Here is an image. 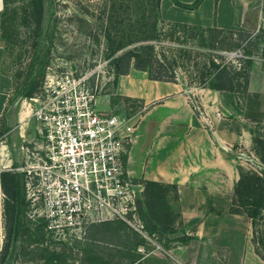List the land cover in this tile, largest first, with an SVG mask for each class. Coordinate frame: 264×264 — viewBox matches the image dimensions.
<instances>
[{"label": "rangeland", "instance_id": "obj_1", "mask_svg": "<svg viewBox=\"0 0 264 264\" xmlns=\"http://www.w3.org/2000/svg\"><path fill=\"white\" fill-rule=\"evenodd\" d=\"M30 2L31 0H8L6 5L4 0L2 22L4 21V34L7 38L4 40L6 43L4 69L14 76L17 86L28 76L31 65L39 53L41 33L48 29L51 32L50 38L46 40L49 45L46 69L40 73L41 64L37 63L31 78V83L39 85L34 96L41 95L47 98L49 95H55L57 91L62 90V85L69 82L70 93L79 92L80 96L93 95L98 109L133 117L137 122L138 133L144 119L146 104L140 98L126 95L120 88V80H116L113 74V67L105 57L107 42L102 31L103 21L99 20L100 9L104 8L105 0H46L45 14L40 24L27 12ZM252 2L255 4L252 7L242 8L239 28L226 30L251 33L259 38L250 44L235 36L234 41L241 47H233V39H229L230 35L225 33L220 44L221 49L212 51L202 46L203 39L210 41L211 33L202 35V31L197 30L195 36L190 33L182 34L180 37L182 41L185 38L191 57L180 60L178 77L187 88L200 87L203 63L207 61L209 54H214L223 61L233 60L238 63L240 58H245L247 53H251L254 64L249 90L241 89L236 95L246 117L251 120L256 138L255 151L257 147L264 156V0ZM173 24L174 22L165 20L162 27L166 32H170ZM135 79L139 82L145 80L142 76ZM129 85L133 87V84L127 83V86ZM16 125L17 123L13 124L14 127ZM10 130L11 127L3 125L0 130V143L1 137ZM31 130L36 134L34 119ZM132 147L131 143L127 145L124 157L126 168ZM256 155L257 157L251 161L252 166L241 167L245 171L264 177V162L257 152ZM132 169L138 172V159L134 161ZM9 170L13 171V169L0 171ZM134 179L146 181L138 176H134ZM234 195L229 205L230 211L236 207ZM25 196L24 219L29 230L23 235L18 258L13 264H130L140 257L142 264L147 255L156 252L163 256L157 264H168L170 261L188 264L186 258L181 255L182 248L177 247L189 244L191 250L195 249L193 245H196V242L191 241L192 237L181 232L185 228L194 230L201 217L186 221L181 216L178 206L174 203L178 196L176 197V191L172 187H166V197L161 201L150 203L144 194L145 203L144 200L140 203L132 224L118 219L94 222L83 231H78L79 233L64 236L50 232L46 228V221L38 215L40 200H34L35 196L33 191L27 188V182ZM5 199L0 184V242L3 243L6 233ZM143 205L146 207L144 212ZM167 217L172 219L170 228H174L175 231L179 229L181 232L170 233L166 230L169 229ZM259 231L261 239L258 240L253 230L251 240L264 256L263 222L259 224Z\"/></svg>", "mask_w": 264, "mask_h": 264}, {"label": "crops", "instance_id": "obj_2", "mask_svg": "<svg viewBox=\"0 0 264 264\" xmlns=\"http://www.w3.org/2000/svg\"><path fill=\"white\" fill-rule=\"evenodd\" d=\"M248 1L219 0L216 5V0H203L197 9H186L172 0H162L161 10L166 21L236 29L241 23L242 8L255 5ZM4 7V0H0V130L3 125L12 130L1 137L0 170L25 163L26 148L37 134L31 130L33 118L26 98L16 97V79L4 69ZM139 76L145 80H136ZM119 85L126 95L140 98L146 104L127 161L130 174L146 181L177 185L174 203L181 216L186 221L201 217L194 230H176L196 242L193 250L189 244L177 247L182 248L181 255L188 264H264L251 240V219L229 210L240 178L239 168L251 166L257 157L252 123L237 95L203 87L187 88L180 81L151 80L147 72L136 69L123 75ZM136 159L138 172L132 169ZM2 245L1 241L0 251ZM160 257L163 256L159 252L147 255L142 264H157Z\"/></svg>", "mask_w": 264, "mask_h": 264}, {"label": "trees", "instance_id": "obj_3", "mask_svg": "<svg viewBox=\"0 0 264 264\" xmlns=\"http://www.w3.org/2000/svg\"><path fill=\"white\" fill-rule=\"evenodd\" d=\"M177 6L186 9H197L203 0H195L192 4H185L179 0H172ZM46 0H31L30 7L26 11L34 16L41 23L45 14ZM219 0H216V5ZM8 5V0H5ZM162 0H105L104 8L100 9L99 20L103 22V35L107 42L106 59L113 67V74L116 80L123 75L130 73L132 69L145 71L149 79L162 82H178V68L180 60L191 57L185 38L182 41L180 35L195 36L198 31L211 33L210 41L203 39V47L212 51L220 50V44L225 33L233 39L232 46L239 47L240 44L234 41L235 36L242 38L243 42L252 43L259 38L251 33H241L214 27H203L182 22H174L170 32L162 27L164 19L161 10ZM4 21L2 22V37L4 34ZM198 30V31H197ZM50 30L41 33L38 43L39 53L31 65V70L25 81L17 86V98H30L37 92L39 85L31 83L32 74L37 63L41 64L40 73H43L47 66L49 45L47 39ZM45 37V38H43ZM209 45H206L207 43ZM241 47V46H240ZM232 48V47H230ZM224 59V58H223ZM240 61L222 60L214 54H209L207 61L203 63V71L199 86L218 91H228L237 94L239 90H249L252 68L254 64L251 53H247ZM254 143L256 138L254 137ZM262 162L264 156L261 150L256 147ZM17 167V166H15ZM240 178L234 189V207L231 212L234 214L247 215L252 221L256 237L261 239L259 224L264 223V177L254 172L245 171L239 168ZM25 173L15 170L0 171V184L5 195V237L0 251V264H13L18 258L19 244L23 235L29 230L25 224L24 213L26 206L25 196ZM145 182V197L150 203L161 201L166 197V187H172L178 196L177 185L160 183L157 181ZM145 203V200H144ZM146 207H142V212ZM158 217V215H155ZM170 233L176 232L170 228L171 220L167 217ZM256 247V246H255ZM257 253L264 259V256L256 247ZM142 257L130 264H141Z\"/></svg>", "mask_w": 264, "mask_h": 264}, {"label": "built area", "instance_id": "obj_4", "mask_svg": "<svg viewBox=\"0 0 264 264\" xmlns=\"http://www.w3.org/2000/svg\"><path fill=\"white\" fill-rule=\"evenodd\" d=\"M62 86L47 98H26L37 134L15 171L26 174L50 232L72 235L114 219L132 224L146 189L124 163L137 122L98 109L93 95L70 93L69 82Z\"/></svg>", "mask_w": 264, "mask_h": 264}, {"label": "bare ground", "instance_id": "obj_5", "mask_svg": "<svg viewBox=\"0 0 264 264\" xmlns=\"http://www.w3.org/2000/svg\"><path fill=\"white\" fill-rule=\"evenodd\" d=\"M27 104V103H26Z\"/></svg>", "mask_w": 264, "mask_h": 264}]
</instances>
